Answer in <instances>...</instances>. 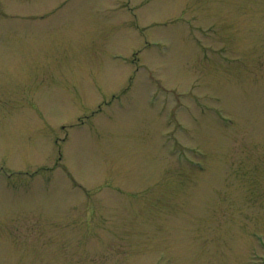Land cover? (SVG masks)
Segmentation results:
<instances>
[{"label": "rangeland", "instance_id": "obj_1", "mask_svg": "<svg viewBox=\"0 0 264 264\" xmlns=\"http://www.w3.org/2000/svg\"><path fill=\"white\" fill-rule=\"evenodd\" d=\"M0 264H264V0H0Z\"/></svg>", "mask_w": 264, "mask_h": 264}]
</instances>
